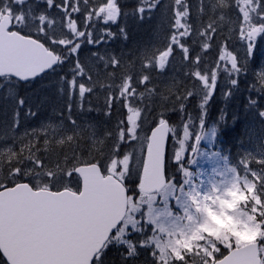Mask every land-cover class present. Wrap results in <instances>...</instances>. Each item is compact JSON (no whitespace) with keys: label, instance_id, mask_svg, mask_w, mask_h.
<instances>
[{"label":"snow or ice","instance_id":"snow-or-ice-1","mask_svg":"<svg viewBox=\"0 0 264 264\" xmlns=\"http://www.w3.org/2000/svg\"><path fill=\"white\" fill-rule=\"evenodd\" d=\"M154 20L158 43L139 42ZM258 42L264 0H0L6 264H264V234L197 244L179 227L215 198L185 191L186 153L205 138L210 106L226 123ZM178 57L182 77L167 82ZM258 80L242 102L264 119V68ZM170 135L182 183L167 172ZM239 163L264 233V150Z\"/></svg>","mask_w":264,"mask_h":264},{"label":"rangeland","instance_id":"rangeland-1","mask_svg":"<svg viewBox=\"0 0 264 264\" xmlns=\"http://www.w3.org/2000/svg\"><path fill=\"white\" fill-rule=\"evenodd\" d=\"M259 44L261 43L258 42ZM256 51H258V46ZM241 54H243L242 50ZM257 68V72H254L256 76H253L255 80H249L250 86L256 81L259 82L258 74L264 68V62ZM241 78L246 80L245 76ZM258 89L256 88L257 92H259ZM260 106L264 107V99H261ZM175 117V114H173V120L176 119ZM150 128L151 126L149 125L146 130L149 132ZM205 129V138L200 142L195 155L190 151L186 153L187 159L183 163L191 171L192 178L189 184L184 185V188L186 192H207L215 198L205 201L200 207H192L190 209V215L193 217L192 221L185 218L179 222L180 229L187 236L191 237V239L185 242L198 244L201 238H203L208 242L215 243L220 240L227 241L233 237L242 243L256 241L258 234L264 233H260L253 218L254 212L246 203L252 197L249 193L242 190L244 177L239 176L232 169L240 168L239 161L244 154L250 151L253 153L257 151H253L250 147H247L240 158L233 160L229 153L224 152L219 139L217 140L220 127L212 121H208L205 124ZM214 129L215 135L213 134ZM189 147H194V145H190ZM174 150L178 151V144L174 143L172 136H170L168 151L170 176H174L178 183H182L185 177H183L181 169L174 167L175 161L172 159ZM193 159H195V163L192 162ZM138 180V174H133L131 179H126L129 183H134L135 188L138 186ZM213 188L215 191H213ZM249 191H253V189ZM133 194L135 195V192ZM204 206L207 207L206 214L203 210ZM164 223L171 226V221L168 219H165ZM194 231H198L200 235L191 236Z\"/></svg>","mask_w":264,"mask_h":264},{"label":"trees","instance_id":"trees-1","mask_svg":"<svg viewBox=\"0 0 264 264\" xmlns=\"http://www.w3.org/2000/svg\"><path fill=\"white\" fill-rule=\"evenodd\" d=\"M157 23L158 21L154 20L151 24L139 26L136 29V39L144 44H157L160 35L157 29ZM262 56L264 57V47L263 44H259L258 51H256L253 62L249 66L251 71L246 74L248 80H245V82L255 80V78H252L251 72L252 70L253 73L257 72V69L255 68L259 65L258 60H260V64H262V59L260 58ZM182 74L183 69L179 64L178 57L173 72L165 79L167 82L173 80L178 81L182 77ZM255 85L256 83H253L252 88H254ZM245 93L256 97L254 91L250 89L249 83L240 86L241 98L236 99L234 104L229 107L226 123H220L218 121L220 113L217 105L210 106L208 110L209 118L207 122L212 121L215 125L217 124L220 127L218 139L224 148V152L229 153L233 160L240 158L247 147H250L253 151H259L260 149L264 150V119L260 118L259 113H256L255 108H250L243 104L242 100L245 97ZM219 107H223V105L220 104ZM246 108H248V111H246ZM167 161L169 163V158ZM168 170L167 166V172Z\"/></svg>","mask_w":264,"mask_h":264},{"label":"water","instance_id":"water-1","mask_svg":"<svg viewBox=\"0 0 264 264\" xmlns=\"http://www.w3.org/2000/svg\"><path fill=\"white\" fill-rule=\"evenodd\" d=\"M167 146H168V143L166 144V149H165V157H166V154H167ZM250 243H253V242H249L247 244H250ZM5 258V257H4ZM6 259V258H5Z\"/></svg>","mask_w":264,"mask_h":264},{"label":"bare ground","instance_id":"bare-ground-1","mask_svg":"<svg viewBox=\"0 0 264 264\" xmlns=\"http://www.w3.org/2000/svg\"><path fill=\"white\" fill-rule=\"evenodd\" d=\"M246 111H248V108H246ZM242 112H243V111H242ZM239 115H240V114H239ZM175 118H176V117H175ZM251 124H252V123H251ZM251 124H250V125H251Z\"/></svg>","mask_w":264,"mask_h":264}]
</instances>
